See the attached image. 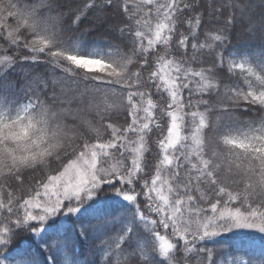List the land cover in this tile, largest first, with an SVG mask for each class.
I'll list each match as a JSON object with an SVG mask.
<instances>
[{
    "label": "snow or ice",
    "instance_id": "1",
    "mask_svg": "<svg viewBox=\"0 0 264 264\" xmlns=\"http://www.w3.org/2000/svg\"><path fill=\"white\" fill-rule=\"evenodd\" d=\"M90 4L105 23L114 21L111 31L126 36L123 51L116 46L111 59L59 48L51 54L114 87L80 93L67 106L37 102L34 114L0 117V264H86L76 243L93 236V264H254V253L206 246L252 232L262 234L264 264V115L236 117L257 107L264 112V75L211 52L207 41L190 44L191 32L179 28L198 30L200 20L183 16L185 0ZM235 5L213 0L212 10ZM39 24L33 0H0V40H30V50L44 52L52 41L28 35ZM121 109L126 127L105 123ZM221 119L240 137H225L223 145L243 165L233 166L205 136ZM94 124L107 138L88 134ZM153 147L155 159H145ZM116 210L128 214L121 220ZM104 218L119 228L105 229Z\"/></svg>",
    "mask_w": 264,
    "mask_h": 264
},
{
    "label": "trees",
    "instance_id": "2",
    "mask_svg": "<svg viewBox=\"0 0 264 264\" xmlns=\"http://www.w3.org/2000/svg\"><path fill=\"white\" fill-rule=\"evenodd\" d=\"M185 2L189 7L183 16L187 19L200 20L198 30L187 28L186 25L179 28V31L186 35L188 31L191 32L190 44L207 41L211 45V52L221 51L226 58L245 62L246 67L251 65L257 73L264 75V0H243V3L236 0L235 7H225L222 14L213 13V0ZM33 11L40 24L34 34L28 30V35L44 36L52 43L44 52H40L30 50L27 46L31 43L30 40L26 44L0 40V117L14 118L22 113V108L28 106H31L28 112L34 114L39 111L37 102L40 106L54 104L67 106V99L75 97L78 100L80 93L112 90L113 85L95 80V74H88L86 70L78 69L62 57L53 56L51 53L59 48L77 55L93 54L113 58L116 55V46L123 51L121 42L126 39V36H119V33L110 30L114 21L105 23L97 14V9L91 6L90 0H33ZM69 17L72 18V23H68ZM76 17H79V20ZM120 27L124 26L121 24ZM213 32L219 33L221 38L215 39ZM26 38L31 39L30 36ZM203 66L207 67L210 64ZM192 67L198 70L201 66L193 64ZM236 75L240 74H230L231 77ZM240 78L243 79L242 75ZM224 84L231 87L233 80L226 77ZM240 90L246 89L241 85ZM153 99L155 101L157 98ZM195 99L194 97V101ZM204 99L209 97L205 96ZM262 115L264 112L258 107L249 112L236 113V117L242 121L258 120ZM212 120H215V115L212 116ZM129 122L123 109L115 113L112 119L105 121L113 123L116 127H126ZM161 123L166 125L165 121ZM93 127L96 130L90 129L88 133L90 136L99 134L107 138V133L102 127L97 124ZM205 136L216 141L218 150L232 162L233 166L244 164V161L228 154L227 147L223 145L225 137L240 138L235 128L228 126L226 119H221L213 130L206 129ZM158 138L153 136L152 141ZM155 153L156 149L153 147L152 155H146L145 159L154 160ZM222 167L226 168V165ZM34 175L39 176L40 173ZM230 190L243 192V185H231ZM127 214V211L122 210L113 213L121 220ZM119 226L113 224L110 218H104L102 221V227L105 229H117ZM261 235L256 232L248 235H225L217 238L215 243H207L206 246L254 253L256 256L254 264H261L259 259ZM98 243L99 240L95 236L87 241H77L79 258L86 261V264H93L97 259ZM40 259L43 261L44 256Z\"/></svg>",
    "mask_w": 264,
    "mask_h": 264
},
{
    "label": "rangeland",
    "instance_id": "3",
    "mask_svg": "<svg viewBox=\"0 0 264 264\" xmlns=\"http://www.w3.org/2000/svg\"><path fill=\"white\" fill-rule=\"evenodd\" d=\"M29 107H31V106L25 107V109L22 108L21 112L23 113V112H25V111H28V109H30ZM6 119H9V117L6 118Z\"/></svg>",
    "mask_w": 264,
    "mask_h": 264
}]
</instances>
